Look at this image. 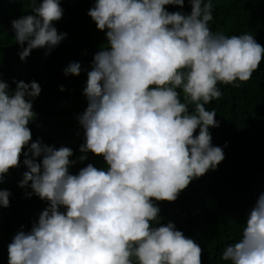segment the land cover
Masks as SVG:
<instances>
[{
    "label": "clouds",
    "instance_id": "9594fccd",
    "mask_svg": "<svg viewBox=\"0 0 264 264\" xmlns=\"http://www.w3.org/2000/svg\"><path fill=\"white\" fill-rule=\"evenodd\" d=\"M30 3L31 14L11 22L21 61L36 49L50 54L67 36L54 26L64 13L60 0ZM188 3L190 14L166 8H183L185 0H94L88 10L107 46L87 73L79 150L102 157L105 168L89 163L71 174V148L32 142L41 86L14 80L10 91L0 73V184L23 155L28 170L19 187L48 203L30 232L13 237L8 264H202L200 245L174 223L161 225L154 201H176L224 160L209 131L220 126L217 113L205 105L222 97L218 84L250 81L264 47L251 34L213 32L211 0ZM80 73L79 62L64 69ZM10 195L0 189V207H9ZM243 225L221 258L264 264V193Z\"/></svg>",
    "mask_w": 264,
    "mask_h": 264
},
{
    "label": "trees",
    "instance_id": "16d2710c",
    "mask_svg": "<svg viewBox=\"0 0 264 264\" xmlns=\"http://www.w3.org/2000/svg\"><path fill=\"white\" fill-rule=\"evenodd\" d=\"M211 2L213 20L209 27L213 32L228 36L251 34L264 47V0ZM60 3L63 17L54 26L58 32L67 33L66 38L50 54L46 55L45 49H36L21 61L18 53L22 49L15 41L11 22L31 14L32 5L30 0H0V73L10 91L16 89L14 80L40 84L41 94L33 100L36 115L29 123L32 142L39 139L57 149L71 148L70 160L76 163L69 171L77 174L89 163L106 167L102 157L80 152L85 137L78 116L88 104L83 94L87 73L92 69L94 55L107 46V39L106 33L99 31L87 15L94 0H60ZM166 8L169 12H191L188 0L183 8L171 5ZM72 62L81 64L79 76L64 74ZM218 87L222 97L205 107L217 113L215 119L220 126L209 131L212 145L223 149L224 160L215 170L194 179L176 201H154L160 209L161 225L174 223L176 230L200 245L202 264H231L221 258L222 253L228 244L241 238L251 208L264 193V60L247 83L238 88L223 84ZM81 155L87 156L82 162ZM23 160L21 155L19 168H11L0 184V189L11 193L9 207H0V264H8V245L13 237L19 231L30 232L48 206L47 201L34 193L29 196L30 188L19 187L23 173L28 170Z\"/></svg>",
    "mask_w": 264,
    "mask_h": 264
}]
</instances>
